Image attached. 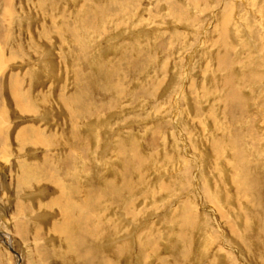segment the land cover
Wrapping results in <instances>:
<instances>
[{
	"label": "rangeland",
	"instance_id": "obj_1",
	"mask_svg": "<svg viewBox=\"0 0 264 264\" xmlns=\"http://www.w3.org/2000/svg\"><path fill=\"white\" fill-rule=\"evenodd\" d=\"M0 54V264H264V0H0Z\"/></svg>",
	"mask_w": 264,
	"mask_h": 264
},
{
	"label": "bare ground",
	"instance_id": "obj_2",
	"mask_svg": "<svg viewBox=\"0 0 264 264\" xmlns=\"http://www.w3.org/2000/svg\"><path fill=\"white\" fill-rule=\"evenodd\" d=\"M8 2V1H7ZM9 3V2H8ZM12 5V4H11ZM10 8V7H9ZM82 15V14H81ZM81 15H80V17H81ZM83 16V15H82ZM58 32H62V31H58ZM59 34V33H58ZM48 50V49H47ZM1 55H3L4 56V54H0V62H1V64H3L2 62H4V60H3V57L1 56ZM51 55V54H50ZM17 56V55H16ZM9 59H10V57H9ZM11 59H13V58H11ZM18 60V59H17ZM7 63V62H6ZM5 65V64H4ZM47 65H52V63L50 62L49 64H47ZM10 67V66H9ZM49 68V67H48ZM52 67L50 66V69H51ZM3 69V68H2ZM49 70V69H48ZM49 78L51 79L52 77H50L49 76ZM13 83H12V85H10V88H11V90L13 89V91H12V95H13V98H14V100H15V103H16V106L20 109V111H21V113L22 114H30V115H34V113L36 112L35 111V108L36 107H34V106H31V104H29V102H26L25 101V99L26 98H29L28 96H29V94H30V90H24L23 91V89H21V88H23L22 86L24 85H22L20 82L18 83V81H17V79L15 80H13L12 81ZM7 89H8V87H7ZM117 89V88H116ZM0 96H1V91H0ZM62 96V95H61ZM65 97V96H64ZM30 100V99H29ZM66 100V99H65ZM58 102H59V100H58ZM69 101H62V103L60 102L59 103V105L60 106H63L65 103L66 104H68V105H70V106H72L73 105V103L71 102V103H68ZM35 103V102H34ZM65 104V105H66ZM67 105V107H69ZM29 116V115H28ZM35 116V115H34ZM72 118L74 119V120H76L75 119V116H72ZM71 118V119H72ZM76 124V123H75ZM27 127V126H26ZM28 131H30L31 132V135L29 134V132ZM75 134H76V131H75ZM29 135L32 137L31 139H30V143L31 144H35V146L37 145H39V144H42V145H44V146H46V147H50L49 146V144H48V141L45 139V137H43V135H44V133L42 132V131H40V130H38V129H36V128H34V127H32V125L31 126H29L28 128H23L22 127V129L18 132V134H17V139L19 140V141H21L23 144H25V142L27 141L28 142V140H29ZM56 136H57V138L58 137H60L61 136V134H57L56 133ZM74 137H75V139H77V136L76 135H74ZM56 138V139H57ZM61 139H62V137H61ZM38 143V144H37ZM57 144V143H56ZM23 163V162H22ZM21 165H23V164H21ZM26 165H27V163H26ZM20 167V166H19ZM20 170H22V169H20ZM19 170V171H20ZM54 170V169H53ZM23 171H24V169H23ZM17 173H18V171H17ZM53 173H55V172H53ZM25 174V173H24ZM26 176V175H25ZM19 177H20V175H19ZM22 177V176H21ZM75 178V177H74ZM22 179V178H21ZM52 180H54V183H55V185H56V187H58V189L61 191V195H60V199H61V201L60 200H56L55 202L59 205L60 203V205L61 206H63L62 208H60V217L62 216L63 217V225H62V227H60V228H56V226H55V228H54V230L55 231H63L64 229H66L67 227V225H69V222L71 223V220L74 218V212L75 211H72V210H69L68 208H65L64 207V203H68L69 205H72L71 203V199L70 198H68L67 199V197H65V198H63L62 196L63 195H65V188H64V186H63V184L60 182V180H58V179H56V178H53ZM23 181H24V179H23ZM23 181L22 180H18V183H19V187L20 188H23V186L25 187V185H24V183H23ZM53 183V182H52ZM77 183V182H76ZM75 197H77V196H75ZM62 199H65V201H62ZM83 202V201H82ZM77 204H79V203H77ZM76 205V204H75ZM74 208V207H73ZM86 210V211H85ZM81 215H80V220L78 221V222H80L79 224H80V226L82 227V228H84V229H86V230H89L90 228H91V226H89V224H90V222H91V218H93L92 217V215H91V213H92V211L91 212H89V209L86 207V208H81ZM86 213V214H85ZM75 216H76V214H75ZM73 217V218H72ZM89 217H91L90 219H88ZM72 218V219H71ZM71 219V220H70ZM79 219V218H78ZM88 219V220H87ZM85 220V221H84ZM77 221V220H76ZM72 224V223H71ZM91 225V224H90ZM73 226V225H72ZM98 226V230H93V229H90V232L92 231V237L94 238V237H99V236H102V235H104V233H102L104 230L101 228V225H97ZM79 228V227H78ZM77 228V229H78ZM95 228V227H94ZM102 229V231H101V229ZM84 232H85V230H83ZM0 237H2V238H4V237H8L9 239L11 238L7 233H0ZM109 237V236H108ZM101 238V237H100ZM7 246L10 248V251H12L13 253H14V255L17 257V259H18V264H21L22 263V259H21V256L19 255V253L13 248V246H12V244L9 242H7ZM110 264V263H109Z\"/></svg>",
	"mask_w": 264,
	"mask_h": 264
}]
</instances>
